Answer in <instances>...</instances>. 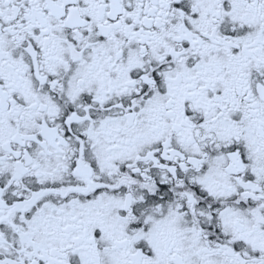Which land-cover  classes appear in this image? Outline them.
<instances>
[{
  "label": "snow or ice",
  "instance_id": "1",
  "mask_svg": "<svg viewBox=\"0 0 264 264\" xmlns=\"http://www.w3.org/2000/svg\"><path fill=\"white\" fill-rule=\"evenodd\" d=\"M0 264H264V0H0Z\"/></svg>",
  "mask_w": 264,
  "mask_h": 264
}]
</instances>
